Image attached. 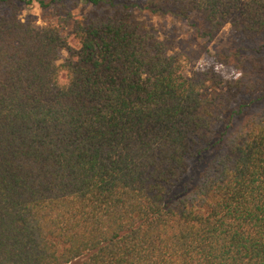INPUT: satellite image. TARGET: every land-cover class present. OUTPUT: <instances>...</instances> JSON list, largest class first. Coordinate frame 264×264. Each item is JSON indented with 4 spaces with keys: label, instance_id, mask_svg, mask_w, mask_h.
Listing matches in <instances>:
<instances>
[{
    "label": "trees",
    "instance_id": "trees-1",
    "mask_svg": "<svg viewBox=\"0 0 264 264\" xmlns=\"http://www.w3.org/2000/svg\"><path fill=\"white\" fill-rule=\"evenodd\" d=\"M135 8L264 33V0H0V264H264V111L213 141L215 107L264 99V45L214 104Z\"/></svg>",
    "mask_w": 264,
    "mask_h": 264
},
{
    "label": "rangeland",
    "instance_id": "rangeland-1",
    "mask_svg": "<svg viewBox=\"0 0 264 264\" xmlns=\"http://www.w3.org/2000/svg\"><path fill=\"white\" fill-rule=\"evenodd\" d=\"M126 1V0H122ZM91 11V8L79 7L73 11L75 15L82 16ZM132 16L142 29L150 30L156 38L164 43L170 54H176L182 58L184 63L185 75L188 78L197 81L211 79L216 76L214 84L207 81L205 83V95L207 98L223 96L229 92L228 86L243 77L244 73L251 72V68L240 67L235 55L240 50L244 55L246 50H251L257 45H264V33L254 40H245L240 34H237L230 25L225 26L213 39L202 36L201 32L209 29V24L204 20L200 13H193L189 20H180L172 16H161L153 14L150 11L132 9ZM20 18L25 23L32 26L41 27L45 23L54 22L56 18L49 12L43 11L35 3L30 6H20ZM199 31H201L199 33ZM63 36L67 37L69 28H61ZM70 44H74L73 40H69ZM67 49L59 52V60L57 64H62L68 58ZM215 75V76H214ZM219 82V84H215ZM227 83L229 84L228 86ZM214 87L216 88L214 91ZM234 88L232 93H235ZM214 95V96H213ZM261 96L256 94L254 98ZM246 96L237 92V96L232 97L231 104L215 107L213 141L223 137L226 139L230 134L235 132L245 120L254 114L264 111V99L258 101L248 108L240 109L241 104L247 101ZM234 114V115H233ZM231 115L233 116L231 118ZM214 155V151L208 154L200 168L204 167L209 158ZM196 160L191 161V170L195 167ZM74 262L73 264H78Z\"/></svg>",
    "mask_w": 264,
    "mask_h": 264
}]
</instances>
